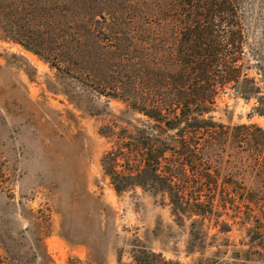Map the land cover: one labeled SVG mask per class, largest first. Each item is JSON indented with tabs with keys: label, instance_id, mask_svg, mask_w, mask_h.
Listing matches in <instances>:
<instances>
[{
	"label": "rangeland",
	"instance_id": "rangeland-1",
	"mask_svg": "<svg viewBox=\"0 0 264 264\" xmlns=\"http://www.w3.org/2000/svg\"><path fill=\"white\" fill-rule=\"evenodd\" d=\"M164 1L50 0L42 57L0 34V264H138L152 253L178 264H264V170L241 165L249 157L236 144L209 158L235 199L204 203L200 214L152 187L118 193L104 172L114 136L150 123L139 110L169 97L178 30ZM241 10L236 56L263 79L264 0H241ZM224 92L215 122L264 129V115L249 117L255 99Z\"/></svg>",
	"mask_w": 264,
	"mask_h": 264
},
{
	"label": "trees",
	"instance_id": "trees-1",
	"mask_svg": "<svg viewBox=\"0 0 264 264\" xmlns=\"http://www.w3.org/2000/svg\"><path fill=\"white\" fill-rule=\"evenodd\" d=\"M160 10L175 14L178 30L172 54L177 66L164 77L169 97L162 106L139 110L151 124L127 123L114 136V153L103 167L118 193L152 187L167 193L175 208L188 205L200 214L204 203L235 199L224 191L219 174L214 175L218 171L211 170L210 153L222 145L227 153L236 144L251 159L244 163L242 157L241 165L264 170V129L257 124L225 125L210 116L226 89L235 98L256 100L250 118L263 116L264 78L252 77L251 65L236 56L245 36L241 0H165ZM150 15L157 17L155 11ZM49 22L50 0H0L1 37L40 57L37 47L45 43ZM184 179L199 184L197 192L192 195L195 188ZM251 193L241 204L252 201ZM136 261L178 264L155 253Z\"/></svg>",
	"mask_w": 264,
	"mask_h": 264
}]
</instances>
